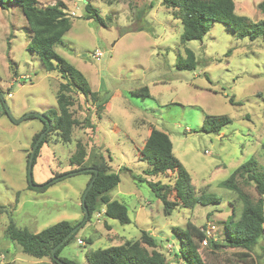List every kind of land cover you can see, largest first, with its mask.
Returning <instances> with one entry per match:
<instances>
[{"label": "rangeland", "instance_id": "obj_1", "mask_svg": "<svg viewBox=\"0 0 264 264\" xmlns=\"http://www.w3.org/2000/svg\"><path fill=\"white\" fill-rule=\"evenodd\" d=\"M57 1L45 0L46 5ZM64 1L72 26L55 49L85 75L92 90L109 99L104 110L98 111L91 96L70 91L71 111L79 120L72 141L64 143L56 133L49 135L33 164V183L56 180L41 192L30 189L27 156L44 123L30 116L17 120L57 107L56 94L66 80L57 71H47L39 55L28 48L32 34L22 8L14 3L0 6V206H4L0 210V264L52 262L49 257L23 252L7 236L11 219L33 232L63 219H84L82 197L91 174L61 175L75 168L70 158L78 140L87 150V165L105 156L119 173L120 181L109 195L127 205L131 222L123 224L104 214L98 221L96 213L103 212V206L62 248V257L89 264L88 250L135 240L148 230L159 240L158 249L169 264H186L177 254L180 237L174 228H185L190 221L200 227L208 224L221 245H200L207 264L237 262L241 250L223 245L224 221L233 213L237 218L242 203L220 182L252 156L264 166V39L237 37L224 23L215 21L202 39L182 42V23L162 0H92L106 17L105 24L83 16L86 0ZM262 1L234 0L235 10L250 22H258L264 19L258 8ZM43 2L39 0V5L46 6ZM141 10L148 11L142 19ZM187 47L194 50L198 64L195 69L180 70L177 57ZM96 51L103 55L96 58ZM143 86H148L150 95L133 92ZM219 115L231 122L219 133L203 129L207 116ZM88 118L97 125L95 129L87 126ZM150 125L169 134L174 154L188 170L196 193L224 194L220 204L181 205L170 215L164 214L162 200L145 178L173 185L175 176L172 171L148 176L144 170L149 165L138 160ZM246 189L257 196L255 186L246 185ZM169 198L175 199V191L170 190ZM256 251L260 258L252 253L243 262L264 264V236Z\"/></svg>", "mask_w": 264, "mask_h": 264}, {"label": "trees", "instance_id": "obj_2", "mask_svg": "<svg viewBox=\"0 0 264 264\" xmlns=\"http://www.w3.org/2000/svg\"><path fill=\"white\" fill-rule=\"evenodd\" d=\"M13 3L22 8L28 22L32 34L28 48L39 55L47 71H57L66 80V82L60 84L56 94L57 107L43 112L50 123L40 116L30 115V117L40 118L44 123L43 131H47L46 136L36 149L33 162L35 164L42 145L48 141L51 133H56L58 139L64 143L72 141L74 126L79 123V120L73 117L71 111V106L74 104L73 96L70 94L72 89L85 97L91 96L94 101H97L98 111L104 110L109 98L101 96L99 91L92 90L85 75L55 49L56 44L62 40L72 26L70 13L64 0H58L46 6H40L39 0H0L2 8H8ZM162 3L172 9L174 17L180 19L183 26L182 42L202 39L215 21L224 23L237 37L248 36L252 40L264 39V19L258 22H250L246 15L236 12L234 0H162ZM258 8L264 13V0L258 4ZM85 11L83 15L85 18L94 19L102 24L106 23V17H103L92 0H86ZM147 12V10H141L139 13L140 19ZM138 28L143 29V26ZM197 64L196 54L191 48L187 47L184 54H179L177 57V67L180 70L195 69ZM133 92L150 95L148 86L136 88ZM5 112L8 113L7 110ZM230 122L228 116H207L204 120L203 129L219 133L222 127ZM87 126L92 129L97 127L90 118L87 120ZM43 131L34 136L32 146H34L35 141ZM75 145V153L70 158V164L75 165V168L71 169V172H64L61 175L87 172L91 174L89 184L95 177L96 172L94 169H88V167L91 166L98 170L94 184L86 195V204L89 211L86 222L91 218L94 211L105 206L104 215L117 219L123 224L130 223L131 219L127 205L119 200L112 199L109 195L110 191L120 181L117 170L111 166L105 156H102V160L87 165L85 163L87 150L82 141L78 140ZM262 146L264 147V143ZM30 155L31 153L27 156L28 161ZM140 155L138 160H143L149 165L144 170L146 175L155 176L172 171L175 176L173 185L162 183L160 180L153 181L145 178L155 195L162 200L165 215H170L177 206L182 205L193 208L197 204H220L225 198L224 194L219 195L211 191L196 193L191 176L184 164L174 154L173 142L165 131L152 127ZM81 169L85 170L80 171ZM52 179V177L48 179V182ZM142 179L144 178L141 177ZM48 182L40 187L31 184L28 187L41 192L48 187ZM220 185L230 190L229 193L236 194L238 200L242 203L239 216L234 218L233 213L224 221L227 237L223 245L241 250L238 253L242 258L233 264H248L243 261L252 253L257 255L258 258L261 257L256 250L264 236V166L256 157L252 156L239 164L225 180L220 182ZM246 185L255 186L256 197L246 189ZM170 190L175 191L174 200L169 198ZM1 208H4V206H0V210ZM79 223L80 221L72 222L63 219L38 232H33L28 228L17 226L14 220L11 219L6 231L7 236L16 242L23 252L36 258L49 257L54 264H59L52 256V249ZM207 228L208 224L200 227L190 221L185 228H174V231L180 237L177 254L186 264H207L199 250L204 240H207L214 247L221 246L216 241L215 236L208 235ZM78 230L56 250V255L68 264L77 263L67 257H62L60 252L65 245L76 237ZM88 241L91 242L90 239ZM143 244L152 249L149 250ZM159 244L160 242L155 236L148 230H143L141 237L138 239L127 240L121 244L100 247L95 250L91 249L86 252V256L89 264H169L165 254L158 249Z\"/></svg>", "mask_w": 264, "mask_h": 264}, {"label": "water", "instance_id": "obj_3", "mask_svg": "<svg viewBox=\"0 0 264 264\" xmlns=\"http://www.w3.org/2000/svg\"><path fill=\"white\" fill-rule=\"evenodd\" d=\"M30 115H36V116H40L44 119H46L48 122H49V119L44 115V114H41V113H36V112H31V113H27L25 114L24 116H22L21 118H19L17 121H20ZM50 123V122H49ZM50 126V125H49ZM48 126V128H49ZM46 130L43 131L40 136L38 137V139L35 141L34 143V146H33V149H32V152H31V155H30V159H29V164H28V177H29V182L31 183V185L33 186H42V185H35L33 183V174H32V169H33V162H34V157H35V152H36V149L39 145V143L41 142V140L43 139L44 135L46 134ZM88 169H94L95 172H96V175L95 177L97 176L98 174V170L96 168H93V167H89ZM85 169H81L80 171H83ZM67 175V173L65 174ZM95 177L91 180V182L88 184L84 194H83V197H82V205H83V208L85 210V218L79 223L77 224L74 228H72V230H70V232L61 240L59 241L52 249V256L54 257V259H56V261L59 263V264H68L66 263L65 261H63L62 259H60L57 255H56V250L62 246L73 234L74 232H76L81 226L82 224H84L86 222V220L88 219L89 217V211H88V207H87V204H86V195L87 193L89 192V190L91 189V187L93 186L94 184V179ZM56 178H53L52 180H50L48 182V184H50L51 182L55 181Z\"/></svg>", "mask_w": 264, "mask_h": 264}, {"label": "built area", "instance_id": "obj_4", "mask_svg": "<svg viewBox=\"0 0 264 264\" xmlns=\"http://www.w3.org/2000/svg\"><path fill=\"white\" fill-rule=\"evenodd\" d=\"M96 58H100L102 55H103V53L101 52V51H96V53L95 54H93ZM104 214V211L103 212H98V213H96V217H97V220L99 221V220H101V216ZM214 227V226H213ZM207 233H208V235L209 236H211L212 237V235H211V229H209V228H207ZM78 242L80 243V244H84V241L82 240V239H79L78 240ZM207 240H204L203 241V243L204 244H207Z\"/></svg>", "mask_w": 264, "mask_h": 264}, {"label": "crops", "instance_id": "obj_5", "mask_svg": "<svg viewBox=\"0 0 264 264\" xmlns=\"http://www.w3.org/2000/svg\"><path fill=\"white\" fill-rule=\"evenodd\" d=\"M43 1H44V2H43ZM41 2H43V3L46 5L45 0H41ZM71 14H73V13L71 12ZM141 123H142V121H141ZM151 128H152V125L149 126V133H148V135H149L150 132H151ZM148 135H147V136H148ZM146 138H147V137H146ZM145 140H146V139H145ZM42 263H43V264H50V263L47 262V261H43V262L41 261V264H42ZM51 264H54V263L51 262Z\"/></svg>", "mask_w": 264, "mask_h": 264}, {"label": "clouds", "instance_id": "obj_6", "mask_svg": "<svg viewBox=\"0 0 264 264\" xmlns=\"http://www.w3.org/2000/svg\"><path fill=\"white\" fill-rule=\"evenodd\" d=\"M79 240V239H78ZM84 244H85V242H84Z\"/></svg>", "mask_w": 264, "mask_h": 264}]
</instances>
